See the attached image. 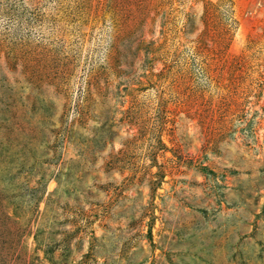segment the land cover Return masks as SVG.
I'll use <instances>...</instances> for the list:
<instances>
[{
  "label": "rangeland",
  "instance_id": "374dc122",
  "mask_svg": "<svg viewBox=\"0 0 264 264\" xmlns=\"http://www.w3.org/2000/svg\"><path fill=\"white\" fill-rule=\"evenodd\" d=\"M0 264H264V0H0Z\"/></svg>",
  "mask_w": 264,
  "mask_h": 264
}]
</instances>
